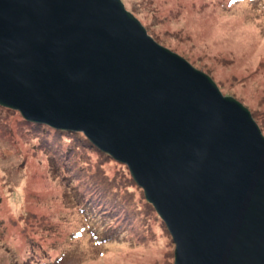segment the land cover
Instances as JSON below:
<instances>
[{
	"label": "water",
	"instance_id": "obj_1",
	"mask_svg": "<svg viewBox=\"0 0 264 264\" xmlns=\"http://www.w3.org/2000/svg\"><path fill=\"white\" fill-rule=\"evenodd\" d=\"M0 105L125 164L173 264H264V135L121 0H0Z\"/></svg>",
	"mask_w": 264,
	"mask_h": 264
},
{
	"label": "rangeland",
	"instance_id": "obj_2",
	"mask_svg": "<svg viewBox=\"0 0 264 264\" xmlns=\"http://www.w3.org/2000/svg\"><path fill=\"white\" fill-rule=\"evenodd\" d=\"M147 34L248 109L264 135V0H121ZM128 168L82 133L0 105V264H173Z\"/></svg>",
	"mask_w": 264,
	"mask_h": 264
},
{
	"label": "trees",
	"instance_id": "obj_3",
	"mask_svg": "<svg viewBox=\"0 0 264 264\" xmlns=\"http://www.w3.org/2000/svg\"><path fill=\"white\" fill-rule=\"evenodd\" d=\"M58 131H61V130H58Z\"/></svg>",
	"mask_w": 264,
	"mask_h": 264
}]
</instances>
